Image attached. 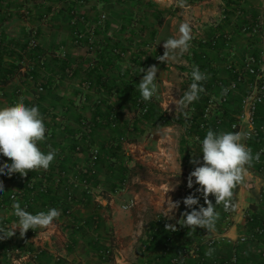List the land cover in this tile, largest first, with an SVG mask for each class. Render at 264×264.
Wrapping results in <instances>:
<instances>
[{
	"label": "crops",
	"instance_id": "0c3cea01",
	"mask_svg": "<svg viewBox=\"0 0 264 264\" xmlns=\"http://www.w3.org/2000/svg\"><path fill=\"white\" fill-rule=\"evenodd\" d=\"M71 8L88 18L107 14L90 49L72 41ZM184 22L191 27L189 49L170 53L174 60H159L165 52L163 40L178 37ZM254 26L264 28V0H0V65L8 67L0 77L11 78L0 85V106H13L21 99L27 106H38L46 126V139L39 146L45 152L50 146L57 153L47 170L0 175L4 188L0 228L6 235L15 230L14 202L33 214L51 207L61 212L50 226H37L23 235L19 229L10 236L0 233V264H158L171 259L180 264L220 260L264 264V233L253 231L264 219V170L251 165L254 179L233 189L231 206L215 205L218 215L213 229L197 226L193 231L180 225L182 213L191 211L184 203L171 216L150 214L147 207L156 209V201H138V187L145 181L123 183L126 171L121 172L117 164L109 166L107 154L101 152L99 161L91 163L89 153L91 147L119 143L121 165L127 168L140 159L156 157V147L164 152L178 124L185 129L183 139L194 144L190 155L202 161L192 118H201L209 97L218 99L221 83L233 78V67L247 55L264 68V38H257ZM116 48L127 51L126 56L121 57ZM16 64L20 67L9 70ZM152 65L158 69V91L151 110L156 111L157 99L158 108L170 117L180 112L192 117L186 123L156 125L154 119H134L129 96L140 94L138 83L144 72L139 71ZM193 66L208 78L202 81L204 91L184 112L179 107L180 88L184 92L192 83ZM37 84L44 87L42 93L36 92ZM241 93L226 106L214 105L209 116L222 112L227 118L235 116ZM226 123L222 132L231 131ZM10 162L0 154V166ZM92 175L96 183L90 180ZM85 178L92 184H84ZM146 183L148 189L156 188ZM198 187L194 182L192 194L199 203L193 207H206ZM131 199L134 205L123 209ZM210 237L215 238L212 245L207 243ZM8 248H18L20 253L7 256ZM209 248L214 250L211 256L206 255ZM106 249L111 256L103 255Z\"/></svg>",
	"mask_w": 264,
	"mask_h": 264
},
{
	"label": "clouds",
	"instance_id": "9594fccd",
	"mask_svg": "<svg viewBox=\"0 0 264 264\" xmlns=\"http://www.w3.org/2000/svg\"><path fill=\"white\" fill-rule=\"evenodd\" d=\"M178 31V37H169L163 40L165 52L159 57V60L164 62L169 59L174 60L175 55L170 56V53L179 50L182 54L189 49L192 40L189 23H181ZM141 71L144 72V75L138 83L139 91L143 100L149 101L158 91L156 85L158 69L157 66L152 65L147 69L141 68L139 72ZM191 78L192 83L179 98L181 109L186 108L199 98V94L204 91L201 82L208 77L200 70L199 66H193ZM248 127L251 129L253 126L249 124ZM245 135L239 131L215 132L209 129L206 132L200 148V153L203 154L202 162L199 159L191 160V163L198 166H195L190 172L188 187L191 188L194 182L198 184L200 187L196 191L202 192L207 206L201 205L194 208L193 206L199 203L195 194L184 197L183 203L191 211L182 213L183 223H180L181 226L191 227L193 231L197 226L207 230L213 229L218 214L215 205L207 199L208 195L212 194L215 197V204L223 203L225 209H228L231 206L233 189L245 181L251 182L254 179L249 169L253 159H259V153L254 156L252 150L242 142ZM45 139L46 126L38 106H27L22 99L13 106H0V154L11 160L10 163H3L0 166V175L19 173L23 176L27 174V170H47L57 153L50 146L47 152L41 150L39 142ZM192 177L195 178V181L192 180ZM249 186L251 187V183ZM2 192H4V188L0 184V193ZM178 205L179 201L172 202L171 209ZM13 209L14 215L17 217L14 229H19L21 235L28 229H34L37 226H50L61 215V212L55 207L33 214L22 207L19 202H14ZM171 229L175 230V226ZM0 233L6 235L2 228H0ZM2 238L3 236H0V239ZM213 251L209 248L206 255L211 256Z\"/></svg>",
	"mask_w": 264,
	"mask_h": 264
},
{
	"label": "built area",
	"instance_id": "2783aa9c",
	"mask_svg": "<svg viewBox=\"0 0 264 264\" xmlns=\"http://www.w3.org/2000/svg\"><path fill=\"white\" fill-rule=\"evenodd\" d=\"M79 3H82L83 0H78ZM70 25L73 27L71 32V38L75 45L83 46L87 49L92 48L95 41L96 32L104 26V23L107 19V14L105 12H100L97 16L88 18L79 13L76 8L69 9L68 12ZM83 26V27H80ZM254 33L257 35L259 40L264 38V28L260 30V26H254ZM29 45L33 48L36 46L35 38H32L29 42ZM121 57H125L127 51L124 49H114ZM64 57V53L60 55ZM67 71V70H66ZM233 78L222 82L220 86L221 94L217 100L213 97L207 99V103L203 107L201 118L197 121L196 133L193 135V138L201 146V141L206 135V132L211 129L215 132H222L224 124H228L231 131H239L245 133V138L242 141L245 143L251 150L253 155L259 153V159H253L252 164L258 170H264V107L261 106L264 104V68L259 65L256 58L253 55H247L239 65L233 67L232 70ZM37 93H42L44 87L42 84H37L35 88ZM241 93L238 96L237 103L238 109L235 116L224 117V113L211 118L210 112L212 111L214 105H227L230 104V101L234 99L236 93ZM137 101V113L143 114L146 110V106L142 101L143 98H138ZM249 124L253 127L249 129ZM204 132V136L200 134ZM98 152V147L94 148L91 153V160L95 159V156ZM202 162V161H201ZM198 166V165H195ZM194 166V167H195ZM193 167V168H194ZM193 170V169H192ZM191 170V171H192ZM188 171L183 174V184L180 187V191L183 195L192 194L193 185L191 188L188 187V180L190 172ZM94 173V171H91ZM192 180L195 181V178L192 177ZM83 183L86 185H91L87 178L83 180ZM207 199L215 204V197L212 194H209ZM221 204V203H220ZM134 205V201L131 199L125 205L122 206L123 209L131 208ZM186 231V229H183ZM256 234L264 233V219H260L255 225L254 230ZM207 243L212 245L215 243V238H208ZM20 253L18 248H8L6 249V255L13 257L15 254ZM105 257L111 256L112 251L106 249L103 252ZM158 264H180L176 259L168 260L165 263ZM217 264H226L221 260Z\"/></svg>",
	"mask_w": 264,
	"mask_h": 264
},
{
	"label": "rangeland",
	"instance_id": "374dc122",
	"mask_svg": "<svg viewBox=\"0 0 264 264\" xmlns=\"http://www.w3.org/2000/svg\"><path fill=\"white\" fill-rule=\"evenodd\" d=\"M182 88H180L181 94H183ZM183 109L185 112L187 108ZM174 111L171 110V113ZM184 130L183 126H178L177 124L176 127H173L172 139L165 142L164 152L156 147V157L152 158L153 155L151 158L146 157L138 160L140 164L145 166L148 175H137L132 180L135 184L141 183L140 179L145 181L138 187L140 190L138 201L140 203L149 204V200L156 201V209L151 210L152 208L147 207V212H150V214L158 215V213H164L167 216H171L175 213L173 211L175 208L171 209L172 202L179 201V205H182L183 198L186 197L180 191V187L183 184L182 176L193 169L195 165L191 163V160L196 158L189 153L191 151L190 147L194 146V144L191 145L189 143L191 140H186L182 137ZM181 137L182 140L179 142ZM146 182L148 184H156V188L148 189L145 186L147 185ZM161 184L162 186H160ZM158 200H161L163 205L157 203Z\"/></svg>",
	"mask_w": 264,
	"mask_h": 264
},
{
	"label": "trees",
	"instance_id": "16d2710c",
	"mask_svg": "<svg viewBox=\"0 0 264 264\" xmlns=\"http://www.w3.org/2000/svg\"><path fill=\"white\" fill-rule=\"evenodd\" d=\"M118 49V48H117ZM35 52L36 54H39V49L38 48H35ZM40 56V55H39ZM0 67H2L0 65ZM11 68L9 70H15L17 68L20 67L19 64H16V65H12L10 66ZM3 68V69H2ZM0 68V72L1 71H4V70H7L8 71V67H2ZM31 77H34L33 74H31ZM11 78H7L5 76H1L0 77V85L2 84H6ZM203 83V82H201ZM49 85V84H47ZM132 104L134 105V119L136 118H142V119H154V121H156V125H163L165 123H169V122H172V123H179V124H182V123H186L188 121L189 118H192V117H189L187 118L186 115H183L181 112L177 114V116L174 118V117H170L169 115H167L164 111H162L160 108H158V105H157V99H156V111L154 109L151 110L152 107L151 106V100L149 101H142L144 103V106H146V110L143 114H140L139 112L137 113V105L139 104V102L137 101L138 98H142L141 94H136V95H130L129 96ZM156 112V113H155ZM106 120V118H104ZM194 124H195V129H196V126H197V121L199 120V118H196V117H193L192 118ZM135 121V120H134ZM133 121V122H134ZM132 122V123H133ZM131 128L133 129L134 126L132 125ZM197 132V131H196ZM200 134L202 136H204V132H200ZM94 148H97V147H91V149L89 150V153L91 152L92 153V150ZM103 150V151H102ZM119 143H115V144H111V146L109 148H104V146H102V149L99 147L98 148V152L95 156V159L91 161L92 162H97L99 161V157H101V152H104L105 154L108 155L109 158H111V160L108 162V165L111 166V167H114L115 164H117L118 168H120L121 172H125L123 174V177H122V182L124 183H128L129 181H131L134 177H136L137 175H148L147 174V170L145 168V166H143L142 164H140L139 162H134L133 165L125 168L123 165H121V159L119 158ZM119 163V164H118ZM83 176H81L82 178ZM96 176L95 175H92V177H90V180H92L93 183H96V180H95ZM151 227L154 228L155 227V224H151ZM103 252V251H102Z\"/></svg>",
	"mask_w": 264,
	"mask_h": 264
}]
</instances>
